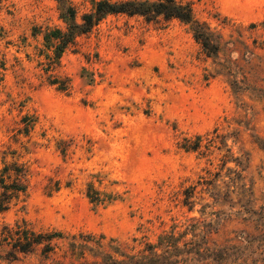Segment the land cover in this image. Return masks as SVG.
<instances>
[{
	"label": "rangeland",
	"instance_id": "obj_1",
	"mask_svg": "<svg viewBox=\"0 0 264 264\" xmlns=\"http://www.w3.org/2000/svg\"><path fill=\"white\" fill-rule=\"evenodd\" d=\"M100 1L0 0V264H264V0H177L210 50L127 15L59 49ZM18 227L58 236L3 261Z\"/></svg>",
	"mask_w": 264,
	"mask_h": 264
},
{
	"label": "trees",
	"instance_id": "obj_2",
	"mask_svg": "<svg viewBox=\"0 0 264 264\" xmlns=\"http://www.w3.org/2000/svg\"><path fill=\"white\" fill-rule=\"evenodd\" d=\"M67 32L60 35L58 43L59 49L67 48L74 43L77 36L91 32L93 27L99 24L103 19L110 15H127L129 17H142L147 22L157 21L162 18L165 21L179 20L186 25H190L196 38L203 44L206 50L213 46L211 36L205 31L204 27L195 20L194 12L190 4H183L177 0H126L113 2L111 0H102L97 3L95 12L83 16L84 24L76 22V11L69 8ZM14 171L12 174L11 172ZM28 189L27 170L23 166L14 164L7 166L0 176V210H8L13 201L18 198L20 193H25ZM58 234H37L30 230H22L18 227L17 231H9L8 238L14 242L13 251L9 257L1 258L3 261L12 262L17 260L20 253L28 254L39 245H45L44 252L51 251V242ZM2 244V241H0ZM151 259V258H148ZM136 257L130 258L128 262L115 261L108 258L105 264H136Z\"/></svg>",
	"mask_w": 264,
	"mask_h": 264
}]
</instances>
